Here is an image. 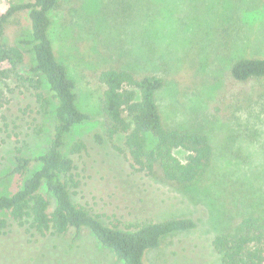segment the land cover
<instances>
[{"label":"rangeland","instance_id":"374dc122","mask_svg":"<svg viewBox=\"0 0 264 264\" xmlns=\"http://www.w3.org/2000/svg\"><path fill=\"white\" fill-rule=\"evenodd\" d=\"M8 3L0 0V13ZM128 9L135 10V18L127 17ZM115 13L123 17L113 19ZM51 19L57 57L74 81L77 106L90 116L67 137L65 152L75 163L74 201L106 223L117 220L122 228L191 217L196 226L165 236L145 253V263L221 264L213 238L236 215L264 212V102L229 119L210 108L219 103L218 90L229 86L232 59L264 57V0H68ZM109 63L164 78L156 95L163 122L206 133L213 158L205 174L182 187L143 173L128 174L121 138L104 134L97 72ZM18 91L10 79L0 82V194L16 190L38 167L9 174L14 153L39 154L52 135L54 105L36 124L32 115L23 114ZM74 141L84 148L70 154ZM175 154L185 155L182 150ZM130 177L133 185L126 189ZM26 264L122 263L84 231L74 239L43 238Z\"/></svg>","mask_w":264,"mask_h":264},{"label":"trees","instance_id":"16d2710c","mask_svg":"<svg viewBox=\"0 0 264 264\" xmlns=\"http://www.w3.org/2000/svg\"><path fill=\"white\" fill-rule=\"evenodd\" d=\"M7 1L0 13V82L10 79L15 83L20 104L24 103L23 114L32 115L36 124L50 106L54 109L47 148L33 156L19 150L13 155L9 174L22 175L34 164L38 167L16 190L0 194V264H26L43 238L53 235L74 239L84 231L122 264H147L144 255L148 250L157 248L167 235L194 228L195 221L177 217L145 221L135 227L129 223L122 228L117 220L106 223L74 201L71 188L77 185L73 178L75 163L65 152L67 137L74 126L90 116L77 106L74 81L50 38L51 13L68 0ZM127 11L128 18L136 17L131 13L135 10ZM118 17L123 16L115 13L113 19ZM227 77L229 86L216 93L219 103L210 108L213 114L229 119L240 110L264 102V57L232 59ZM97 79L102 86L104 134L109 139L121 138L128 168L133 172L129 175L143 173L182 187L207 172L213 151L206 133L163 122L156 100L164 85L161 75L109 63L97 72ZM94 137L102 140L99 134ZM82 148L83 142L74 141L69 152L75 154ZM176 150L184 152L183 159ZM131 179L126 189L133 185ZM212 246L221 264H264V212L236 215L213 238Z\"/></svg>","mask_w":264,"mask_h":264}]
</instances>
